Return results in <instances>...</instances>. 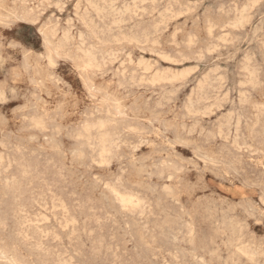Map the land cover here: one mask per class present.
<instances>
[{
    "label": "rangeland",
    "instance_id": "374dc122",
    "mask_svg": "<svg viewBox=\"0 0 264 264\" xmlns=\"http://www.w3.org/2000/svg\"><path fill=\"white\" fill-rule=\"evenodd\" d=\"M0 48V264L264 262V0H0Z\"/></svg>",
    "mask_w": 264,
    "mask_h": 264
},
{
    "label": "bare ground",
    "instance_id": "6f19581e",
    "mask_svg": "<svg viewBox=\"0 0 264 264\" xmlns=\"http://www.w3.org/2000/svg\"><path fill=\"white\" fill-rule=\"evenodd\" d=\"M42 1H44V0H42ZM88 1H89V0H88ZM151 1H152V0H151ZM21 2H22V1H21ZM144 2H145V1H144ZM147 2H148V1H147ZM194 2H195V1H194ZM57 3H58V2H57ZM233 3H235V2H233ZM24 4H25V3H24ZM109 4H110V3H109ZM172 4H173V3H172ZM245 4H246V3H245ZM254 4H255V3H254ZM134 5H135V4H134ZM64 6H65V5H64ZM92 6H93V5H92ZM97 6H98V5H97ZM245 6H246V5H245ZM25 7H26V6H25ZM77 7H78V6H77ZM95 7H96V6H95ZM99 7H100V6H99ZM171 7H172V6H171ZM179 7H180V6H179ZM186 7H187V6H186ZM233 7H235V6H233ZM105 8H106V7H105ZM125 8H126V7H125ZM221 8H222V7H221ZM41 9H42V8H41ZM90 9H91V8H90ZM90 9H89V10H90ZM99 9H100V8H99ZM116 9H117V8H116ZM108 10H109V9H108ZM125 10H126V9H125ZM137 10H138V9H137ZM137 10H136V11L133 10V11H135V12L137 13ZM168 10H169V9H168ZM221 10H222V9H221ZM129 11H130V10H129ZM133 11H130V16H131V13H133ZM155 11H156V10H155ZM169 11H170V10H169ZM172 11H173V10H172ZM185 11H186V10H185ZM185 11H184V12H185ZM228 11H229V10H228ZM135 12H134V13H135ZM158 12H159V11H158ZM184 12H183V13H184ZM226 12H227V11H226ZM244 12H245V11H244ZM14 13H15V12H14ZM38 13H39V11H38ZM124 13H125V12H124ZM144 13H145V12H144ZM164 13H165V12H164ZM166 13H167V12H166ZM166 13H165V15H166ZM185 13H186V12H185ZM18 14H19V13H18ZM22 14H23V13H22ZM29 14H30V13H29ZM231 14H232V13H231ZM5 15H6V14H5ZM23 15H24V14H23ZM75 15H76V14H75ZM90 15H91V14H90ZM108 15H109V14H108ZM116 15H117V14H116ZM116 15H115V16H116ZM123 15H124V14H123ZM132 15H133V14H132ZM137 15H138V14H137ZM137 15H136V16H137ZM144 15H145V14H144ZM239 15H240V13H239ZM246 15H247V14H246ZM1 16H3V15H1ZM10 16H11V15H10ZM77 16H78V15H77ZM109 16H110V15H109ZM119 16H120V15H119ZM130 16H129V17H130ZM134 16H135V15H134ZM52 17H53V16H52ZM87 17H88V16H87ZM101 17H102V16H101ZM138 17H139V16H138ZM162 17H163V16H162ZM176 17H177V16H176ZM179 17H180V16H179ZM238 17H239V16H238ZM89 18L91 19V17H89ZM139 18H140V17H139ZM163 18H164V17H163ZM247 18H248V16H247ZM17 19H18V18H17ZM121 19H123V18H121ZM136 19H137V18H136ZM136 19H135V21H136ZM161 19H162V18H161ZM164 19H165V18H164ZM242 19H243V18H242ZM8 20H9V19H8ZM37 20H38V19H37ZM67 20H68V19H67ZM75 20H76V19H75ZM81 20H82V19H81ZM162 20H163V19H162ZM233 20H234V19H233ZM237 20H239V19H237ZM245 20H246V19H245ZM30 21H31V20H30ZM57 21H58V20H57ZM90 21H92V20H90ZM98 21H99V20H98ZM113 21H114V20H113ZM160 21H161V20H160ZM164 21H165V20H164ZM229 21H230V20H229ZM239 21H240V20H239ZM88 22H89V21H88ZM104 22H105V21H104ZM104 22H103V23H104ZM136 22H137V21H136ZM162 22H163V21H162ZM165 22H166V21H165ZM231 22H232V21H231ZM240 22L242 23V21H240ZM244 22H245V21H244ZM247 22H248V21H247ZM112 23H113V22H112ZM114 23H115V22H114ZM157 23H158V22H157ZM163 23H164V22H163ZM232 23H233V22H232ZM7 24H8V23H7ZM63 24H64V23H63ZM86 24H87V22H86ZM86 24H85V26H86ZM119 24H120V23H119ZM154 24H155V23H154ZM154 24H153V26H154ZM158 24H159V23H158ZM158 24H157V25H158ZM161 24H162V23H161ZM242 24H243V23H242ZM247 24H248V23H247ZM109 25H110V24H109ZM111 25H112V24H111ZM138 25H139V24H138ZM141 25H142V24H141ZM157 25H156V26H157ZM159 25H160V24H159ZM162 25H164V24H162ZM229 26H230V25H229ZM229 26H226V27H229ZM149 27H150V26H149ZM240 27H241V26H240ZM96 28H97V27H96ZM100 28H101V27H100ZM105 28H106V27H105ZM105 28H104V29H105ZM111 28H112V27H111ZM123 28H124V27H123ZM134 28H135V27H134ZM137 28H139V27H137ZM157 28H158V27H157ZM5 29H6V28H5ZM117 29H118V28H117ZM151 29H152V28H151ZM207 29H208V28H207ZM212 29H213V28H212ZM212 29H211V30H212ZM132 30H133V29H132ZM156 30H157V29H156ZM79 31H80V30H79ZM93 31H94V30H93ZM93 31H92V32H93ZM99 31H100V30H99ZM143 31H144V30H143ZM154 31H155V29H154ZM175 31H176V30H175ZM178 31H179V30H178ZM207 31H208V30H207ZM234 31H235V30H234ZM56 32H57V31H56ZM97 32H98V31H97ZM135 32H136V31H135ZM161 32H162V31H161ZM51 33H52V32H51ZM54 33H55V32H54ZM131 33H132V32H131ZM146 33H147V32H146ZM146 33H145V34H146ZM156 33H157V32H156ZM156 33H155V34H156ZM207 33H208V32H207ZM210 33H212V32H210ZM65 34H66V33H65ZM94 34H95V33H94ZM101 34H102V33H101ZM135 34H136V33H135ZM208 34H209V33H208ZM48 35H49V34H48ZM136 35H137V34H136ZM136 35H135V36H136ZM227 35H228V34H227ZM107 36H108V35H107ZM141 36H142V35H141ZM145 36H146V35H145ZM145 36H144V37H145ZM149 36H150V35H149ZM44 37H45V36H44ZM48 37H49V36H48ZM65 37H66V35H65ZM67 37H68V36H67ZM69 37H70V36H69ZM102 37H103V36H102ZM125 37H126V36H125ZM128 37H129V35H128ZM138 37H139V36H138ZM150 37H151V36H150ZM217 37H219V36H217ZM223 37H224V36H223ZM72 38H74V37H72ZM132 38H133V36H132ZM44 39H45V38H44ZM49 39H50V38H49ZM98 39H99V38H98ZM130 39H131V38H130ZM134 39H135V38H134ZM143 39H144V38H143ZM147 39H148V38H147ZM151 39H152V38H151ZM158 39H159V38H158ZM221 39H222V38H221ZM224 39H225V38H224ZM47 40H48V39H47ZM50 40H51V39H50ZM58 40H59V39H58ZM67 40H68V39H67ZM69 40H70V39H69ZM114 40H115V39H114ZM128 40H129V39H128ZM140 40H142V39L138 38V41H140ZM255 40H256V39H255ZM48 41H49V40H48ZM52 41H53V40H52ZM70 41H71V40H70ZM72 41H73V40H72ZM82 41H83V40H82ZM117 41H118V40H117ZM138 41L136 40L137 43H141L143 40L140 41V42H138ZM174 41H175V40H174ZM227 41H228V40H227ZM68 42H69V41H68ZM105 42H106V41H105ZM130 42H131V41H130ZM134 42H135V40H134ZM147 42H149V41H147ZM175 42H176V41H175ZM45 43H46V42H45ZM49 43H50V42H49ZM51 43H52V42H51ZM55 43H57V42H55ZM55 43H54V44H55ZM62 43H64V42H62ZM83 43H84V42H83ZM88 43H89V42H88ZM113 43H114V41H113ZM119 43H120V42H119ZM143 43H145V42H143ZM152 43H153V42H152ZM188 43H189V42H188ZM190 43H191V42H190ZM212 43H213V42H212ZM216 43H217V42H216ZM227 43H228V42H227ZM69 44H70V43H69ZM84 44H85V43H84ZM115 44H116V43H115ZM192 44H193V43H192ZM60 45H61V44H60ZM63 45H64V44H63ZM63 45H62V46H63ZM67 45H68V44H67ZM67 45H66V46H67ZM95 45H96V44H95ZM44 46H45V45H44ZM54 46H55V45H54ZM54 46H52L53 49H54ZM100 46H101V45H100ZM174 46H175V45H174ZM262 46H263V45H262ZM48 47H49V46H48ZM48 47H47V48H48ZM64 47H65V45H64ZM81 47H82V46H81ZM61 48H62V47H61ZM89 48H90V47H89ZM0 49H1V48H0ZM53 49H52V50H53ZM58 49H59V48H58ZM62 49H64V48H62ZM66 49H67V48H65L64 50H66ZM79 49H80V48H79ZM93 49H94V48H93ZM218 49H219V48H218ZM64 50H63V51H64ZM81 50H82V49H81ZM90 50H91V49H90ZM90 50H89V51H90ZM121 50H122V49H121ZM141 50H142V49H141ZM212 50H213V49H212ZM58 51H59V50H58ZM58 51H57V54H59ZM77 51H78V50H77ZM79 51H80V50H79ZM87 51H88V50H87ZM89 51H88V52H89ZM92 51H93V50H91L90 52H92ZM114 51H115V50H114ZM49 52H50V51H49ZM52 52H53V51H52ZM65 52H66V51H65ZM85 52H86V51H85ZM93 52H94V51H93ZM95 52H96V51H95ZM117 52H118V51H117ZM122 52H123V51H122ZM129 52H130V51H129ZM164 52H165V51H164ZM62 53H63V52H62ZM62 53H61V54H62ZM66 53H68V52H66ZM80 53H83V52L80 51ZM107 53H109V52H107ZM178 53H179V52H178ZM207 53H208V52H207ZM217 53H218V52H217ZM37 54H38V53H37ZM50 54H51V53H50ZM77 54H78V53H77ZM85 54H86V53H85ZM96 54H98V52H96ZM105 54H106V53H105ZM109 54H110V53H109ZM126 54H127V53H126ZM155 54H156V53H155ZM165 54H166V53H165ZM165 54H164V55H165ZM167 54H168V53H167ZM252 54H253V53H252ZM25 55H26V54H25ZM91 55H92V54H91ZM103 55H104V54H103ZM110 55H111V54H110ZM35 56H36V55H35ZM85 56L88 57L87 55H85ZM92 56H93V55H92ZM105 56H106V55H105ZM105 56H104L103 58H105ZM212 56H213V55H212ZM52 57H54V56H52ZM90 57H91V56H90V54H89V58H90ZM202 57H203V56H202ZM48 58H50V56H49ZM56 58H58V57H56ZM77 58H78V57H77ZM89 58H88V61H89V60H93V59H91L92 57H91L90 59H89ZM93 58H94V57H93ZM95 58H96V56H95ZM98 58H100V57H98ZM103 58H102V59H103ZM252 58H253V57H252ZM51 59H52V58H51ZM81 59H82V58H81ZM86 59H87V58H86ZM102 59H101V61H100V60H98V61L102 62ZM127 59H128V58H127ZM163 59H164V58H163ZM170 59H171V57H170ZM254 59H255V58H254ZM49 60H50V59H49ZM84 60H85V58H84ZM103 60H104V59H103ZM106 60H107V59H106ZM106 60H105V61H106ZM111 60H112V59H111ZM113 60H114V59H113ZM166 60H167V59H166ZM252 60H253V59H252ZM82 61H83V60H82ZM149 61H150V60H149ZM163 61H164V60H163ZM179 61H180V60H179ZM70 62H71V61H70ZM121 62H122V61H121ZM144 62H145V61H144ZM183 62H184V61H183ZM95 63H96V62H95ZM124 63H125V62H124ZM140 63H141V62H140ZM153 63H154V62H153ZM176 63H177V62H176ZM82 64H83V63H82ZM90 64H91V63H90ZM96 64H97V63H96ZM120 64H121V63H120ZM154 64H155V63H154ZM158 64H159V63H158ZM158 64H157V65H158ZM196 64H197V63H196ZM83 65L85 66V64H83ZM83 65H82V67H84ZM92 65H94V63H92ZM136 65H137V64H136ZM144 65H145V64H144ZM149 65H152V64H148V66H149ZM250 65H251V64H250ZM88 66H89V65H88ZM105 66H106V65H105ZM126 66H127V65H126ZM138 66H140V65H138ZM146 66H147V65H146ZM146 66H145V67H146ZM96 67H97V65H96ZM131 67H132V66H131ZM142 67H143V66H142ZM149 67H150V66H149ZM74 68H75V67H74ZM112 69H113V68H112ZM117 69H118V68H117ZM117 69H116V70H117ZM155 69H156V68H155ZM172 69H173V68H172ZM191 69H192V68H191ZM131 70H132V69H131ZM131 70H130V71H131ZM147 70H148V69H147ZM237 70H238V69H237ZM242 70H243V69H242ZM118 71H119V70H118ZM160 71H161V70H160ZM167 71H168V70H167ZM172 71H173V70H172ZM183 71H184V70H183ZM255 71H256V70H255ZM83 72H84V71H83ZM98 72H99V71H98ZM137 72H138V71H137ZM143 72H144V71H143ZM151 72H152V71H151ZM180 72H181V71H180ZM188 72H189V71H188ZM134 73H135V72H134ZM167 73H168V72H167ZM167 73H166V74H167ZM173 73H174V72H172V74H173ZM122 74H123V73H122ZM129 74H130V73H129ZM164 74H165V73H164ZM168 74H169V73H168ZM175 74H176V72H175ZM238 74H239V73H238ZM247 74H248V73H247ZM253 74H254V73H253ZM14 75H15V74H14ZM25 75H26V73H25ZM112 75H113V74H112ZM154 75H155V74H154ZM162 75H163V73H162ZM182 75H183V74H182ZM201 75H202V74H201ZM214 75H216V74H214ZM251 75H252V73H251ZM254 75H255V74H254ZM133 76H134V75H133ZM139 76H140V75H139ZM144 76H145V75H144ZM163 76H164V75H163ZM165 76H166V75H165ZM188 76H189V75H188ZM252 76H253V75H252ZM18 77H19V76H18ZM174 77H175V76H174ZM176 77H177V75H176ZM241 77H242V76H241ZM77 78H78V77H77ZM87 78H88V77H87ZM87 78H86V79H87ZM102 78H103V77H102ZM151 78H152V77H151ZM180 78H181V77H180ZM180 78H179V79H180ZM242 78H243V77H242ZM250 78H251V77H250ZM255 78H256V77H255ZM170 79H171V78H170ZM245 79H246V78H245ZM57 80H58V79H57ZM139 80H140V79H139ZM143 80H144V79H143ZM163 80H164V79H163ZM172 80H173V79H172ZM174 80H175V79H174ZM255 80H256V79H255ZM90 81H91V80H90ZM168 81H169V80H168ZM179 81H180V80H179ZM186 81H187V80H186ZM164 82H165V81H164ZM175 82H176V81H175ZM222 82H223V81H222ZM135 83H136V82H135ZM158 83H159V82H158ZM242 84H243V83H242ZM253 84H254V83H253ZM89 85H90V83H89ZM91 85H92V84H91ZM97 85H98V84H97ZM97 85H96V86H97ZM109 85H110V84H109ZM119 85H120V84H119ZM153 85H154V83H153ZM197 85H198V84H197ZM7 86H8V85H7ZM171 87H172V86H171ZM216 87H217V86H216ZM219 87H220V86H219ZM36 88H37V87H36ZM43 88H44V87H43ZM64 88H65V87H64ZM104 88H105V87H104ZM182 88H183V87H182ZM25 89H26V88H25ZM94 89H95V88H94ZM107 89H108V88H107ZM137 90H138V89H137ZM219 90H220V89H219ZM232 90H234V88H233ZM238 91H239V90H238ZM238 91H237V92H238ZM23 92H24V91H23ZM105 92H106V89H105ZM159 93H160V92H159ZM107 94H108V93H107ZM204 94H205V93H204ZM29 96H30V95H29ZM45 96H46V95H45ZM240 96H241V95H240ZM247 96H248V95H247ZM126 97H127V96H126ZM162 97H163V96H162ZM207 97H208V96H207ZM214 97H215V96H214ZM248 97H249V96H248ZM4 98H5V97H4ZM186 98H187V97H186ZM210 98H212V97H210ZM222 98H223V97H222ZM206 99H207V98H206ZM256 99H257V98H256ZM88 100H89V99H88ZM105 100H106V99H105ZM147 100H148V99H147ZM211 100H212V99H211ZM224 100H225V99H224ZM226 101H227V100H226ZM251 101H252V100H251ZM188 102H189V101H188ZM258 102H259V101H258ZM167 103H168V102H167ZM181 104H182V103H181ZM54 105H55V104H54ZM222 105H223V103H222ZM263 106H264V105H263ZM53 107H54V106H53ZM213 107H215V106L213 105ZM216 107H217V106H216ZM110 108H111V107H110ZM162 108H163V107H162ZM162 108H161V109H162ZM239 108H240V107H239ZM139 110H140V109H139ZM202 110H203V109H202ZM251 110H252V109H251ZM253 110H254V109H253ZM233 111H234V110H233ZM188 112H189V111H188ZM196 112H197V111H196ZM198 112H199V111H198ZM226 112H227V111H226ZM138 113H139V112H138ZM182 113H183V112H182ZM205 113H206V112H205ZM224 113H225V112H224ZM183 114H184V113H183ZM193 114H194V113H193ZM209 114H210V113H209ZM227 114H228V113H227ZM204 115H205V114H204ZM208 116H211V115H208ZM225 116H226V115H225ZM32 117H33V116H32ZM128 117H129V116H128ZM234 117H235V116H234ZM234 117H233V118H234ZM19 118H20V117H19ZM25 118H26V116H25ZM228 118H229V117H228ZM241 118H242V117H241ZM180 119H181V118H180ZM186 119H187V118H186ZM243 119H244V118H243ZM24 120H25V119H24ZM100 120H101V119H100ZM191 120H192V119H191ZM209 121H210V119H209ZM219 121H220V120H219ZM262 121H263V120H262ZM190 122H191V121H190ZM223 122H224V121H223ZM233 122H234V121H233ZM43 123H44V122H43ZM99 123H102V121L99 122ZM103 123H104V126H103V127H105V123H108V122H107V120H106V121H104ZM109 123H110V122H109ZM112 123H113V122H112ZM217 123H218V122H217ZM96 124H97V126L99 125L98 123H96ZM110 124H111V123H110ZM220 124H221V123H220ZM102 125H103V124H102ZM176 125H177V123H176ZM77 126H78V125H77ZM97 126H95V127H97ZM100 126H101V125H100ZM106 126H107V125H106ZM194 126H195V125H194ZM217 126H218V125H217ZM231 126H232V124H231ZM85 127H86V126H85ZM98 127H99V126H98ZM103 127H102V128H103ZM232 127H233V126H232ZM92 128H93V126H92ZM92 128L90 127V129H92ZM113 128H114V126H113ZM234 128H235V127H234ZM87 129H88V127H87ZM90 129H89V130H90ZM114 129H115V128H114ZM131 129L133 130V127H132ZM136 129H137V128H136ZM188 129H189V128H188ZM225 129H226V128H225ZM261 129H262V127H261ZM85 130H86V128H85ZM112 130H113V129H112ZM212 130H213V129H212ZM237 130H238V129H237ZM87 131H88V130H87ZM102 131H103V130H102ZM102 131H101V132H102ZM106 131H107V129H106ZM106 131H104V133H101L100 135H102V134L109 135V131H110V129H109V131H108L107 134H106ZM122 131H123V130H122ZM125 131H126V130H125ZM133 131H135V130H133ZM184 131H185V130H184ZM219 131H220V130H219ZM230 131H231V130H230ZM112 132H113V131H112ZM197 133H198V132H197ZM258 133H259V132H258ZM258 133H257V134H258ZM88 134H90V131H89ZM98 134H99V133H98ZM111 134H112V133H111ZM113 134H114V132H113ZM113 134H112V137H114ZM138 134H139V133H138ZM227 134H228V133H227ZM252 134H253V133H252ZM81 135H82V134H81ZM86 135H87V134H86ZM90 135H91V134H90ZM100 135H97L96 137H100ZM105 135H104V136H105ZM228 135H229V134H228ZM238 135H239V134H238ZM84 136H85V134H84ZM88 136H89V135H88ZM88 136H86V137H88ZM104 136H103V137H104ZM196 136H198V135H196ZM226 136H227V135H226ZM262 136H263V135H262ZM4 137H5V136H4ZM105 137H106V136H105ZM109 137H110V136H107V139H109ZM112 137H111V140H112ZM143 137H144V136H143ZM205 137H206V136H205ZM224 137H225V136H224ZM232 137H233V136H232ZM45 138H46V137H45ZM84 138H85V137H84ZM89 138L91 139V137H89ZM94 138H95V137H94ZM132 138H133V137H132ZM228 138H229V137H228ZM90 139H89V140H90ZM95 139H96V138H95ZM95 139H93V141H94ZM100 139H101V138H100ZM102 139L104 140V138H102ZM105 139H106V138H105ZM118 139H119V138H118ZM183 139H184V138H183ZM255 139H256V138H255ZM257 139H258V138H257ZM259 139H260V138H259ZM86 140H88V139L86 138ZM111 140H110V141H111ZM113 140H114V138H113ZM133 140H134V139H133ZM105 141L108 142V140H105ZM231 141H232V140H231ZM98 142H99V139H98ZM148 142H149V141H148ZM89 143H90V142H89ZM99 143H102L101 140H100ZM103 143H104V142H103ZM103 143H102V145H103ZM114 143H115V142H114ZM218 143H219V142H218ZM259 143H260V142H259ZM105 144H106V142H105ZM108 144L111 145V143H109V142H108ZM108 144H107V146H108ZM115 144H116V143H115ZM115 144H114V145H115ZM122 144H123V143H122ZM146 144H147V143H146ZM110 145H109V146H110ZM112 145H113V144H112ZM262 145H263V144H262ZM85 146H86V145H85ZM89 146H90V145H89ZM104 146H106V145H104ZM104 146H101V148L104 147ZM248 146H249V145H248ZM91 147H92V146H91ZM239 147H240V145H239ZM95 148H96V147H95ZM110 148H111V151H112V150H113V149H112V146H110ZM223 148H224V147H223ZM243 148H244V147H243ZM102 149H103V148H102ZM102 149H101V150H102ZM105 149H106V148H105ZM225 149H226V148H225ZM251 149H252V148H251ZM51 150H52V149H51ZM101 150H100V151H101ZM234 150H235V149H234ZM241 150H242V149H241ZM237 151H238V150H237ZM117 152H118V151H117ZM221 152H222V151H221ZM104 153H105V152H104ZM107 153H108V149H107ZM226 153H227V152H226ZM99 154H100V153H99ZM101 154H103V153H101ZM242 154H243V153H242ZM0 155H1V154H0ZM103 155H104V154H103ZM106 155H107V154H106ZM181 155H182V154H181ZM218 155H219V154H218ZM227 155H228V154H227ZM100 156H101V155H100ZM116 157H117V156H116ZM116 157H115V158H116ZM212 157H213V156H212ZM258 157H259V156H258ZM101 158H104V157L101 156ZM234 158H235V157H234ZM248 158H249V157H248ZM255 158H256V157H255ZM106 159H107V158H106ZM106 159H105V160H106ZM176 159H177V158H176ZM190 159H191V158H190ZM199 159H200V158H199ZM101 160H102V159H101ZM110 160H111V159H110ZM119 160H120V159H119ZM203 160H204V159H203ZM249 160H250V159H249ZM257 160H258V159H257ZM92 161H93V160H92ZM103 161H104V160H103ZM106 161H107V160H106ZM176 161H177V160H176ZM7 162H8V161H7ZM45 162H46V161H45ZM203 162H204V161H203ZM109 163H110V162H109ZM46 164H47V163H46ZM211 164H212V162H211ZM11 165H12V164H11ZM98 165H99V164H98ZM100 165H101V164H100ZM103 166H104V165H103ZM8 167H9V166H8ZM8 167H7V168H8ZM87 167H88V166H87ZM176 167H177V166H176ZM167 168H168V167H167ZM172 168H173V167H172ZM247 168H248V167H247ZM4 169L6 170V168H4ZM29 169H30V167H29ZM170 169H171V168H170ZM184 169H185V168H184ZM202 169H203V168H202ZM26 170H27V169H26ZM188 170H189V169H188ZM7 171H8V170H7ZM175 171H176V170H175ZM23 172H24V170H23ZM26 172H27V171H26ZM118 172H119V171H118ZM162 172H163V171H162ZM200 172H201V171H200ZM4 173H5V172H4ZM7 173H8V172H7ZM60 173H61V172H60ZM171 173H172V172H171ZM261 173H262V172H261ZM26 174H29V173H26ZM41 174H42V173H41ZM161 174H162V173H161ZM182 174H183V173H182ZM7 175H8V174H7ZM21 175H22V174H21ZM23 175H24V174H23ZM43 175H44V174H43ZM48 175H49V174H48ZM163 175H164V174H163ZM248 175H249V174H248ZM25 176L27 177V175H25ZM25 176H24V177H25ZM130 176H131V175H130ZM154 176H155V175H154ZM5 177H6V176H5ZM10 177H11V176H10ZM10 177L7 178V179H11ZM66 177H67V176H66ZM125 177H126V176H125ZM17 178H18V177H17ZM20 178H21V177H20ZM22 178H23V177H22ZM31 178H32V177H31ZM120 178H121V177H120ZM148 178H149V177H148ZM172 178H173V177H172ZM255 178H256V177H255ZM255 178H254V179H255ZM4 179H5V178H4ZM13 179H14V178L12 177V180H13ZM15 179H16V178H15ZM173 179H174V178H173ZM178 179H179V178H178ZM262 179H263V178H262ZM119 180H120V179H119ZM258 180H259V179H258ZM8 181H9V180H8ZM14 181H16V180H14ZM63 181H64V180H63ZM122 181H123V180H122ZM9 182L11 183V181H9ZM16 182H17V181H16ZM55 182H56V181H55ZM101 182H102V181H101ZM14 183H15V182H14ZM14 183H12V184H14ZM21 183H22V182H21ZM105 183H106V182H105ZM110 183H111V182H110ZM118 183H119V182H118ZM179 183H180V182H179ZM12 184H11V185H12ZM16 184H17V183H16ZM22 184H23V183H22ZM231 184H232V183H231ZM4 185H5V184H4ZM11 185H10V186H11ZM18 185H19V182H18V184H17L16 187H18ZM55 185H56V184H55ZM156 185H157V184H156ZM168 185H169V184H168ZM6 186L9 187L8 185H6ZM104 186H105V184H104ZM11 187H12V186H11ZM47 187H48V185H47ZM116 187H117V186H116ZM122 187H123V186H122ZM18 188H20V187H18ZM56 188H57V187H56ZM81 188H82V187H81ZM112 188H113V189H112V190H113V193H117V191H116L117 188H116L115 190H114V187H112ZM165 188H167V187H165ZM139 189H140V188H139ZM163 189H164V187H163ZM177 189H178V188H177ZM11 190H12V189H11ZM15 190H16V188H15ZM126 190H127V189H126ZM114 191H115V192H114ZM121 191H122V190H121ZM257 191H258V190H257ZM19 192H20V189H19ZM123 192H124V191H123ZM129 192H130V191H129ZM161 192H162V191H161ZM167 192H168V191H167ZM118 193H120V191H119ZM118 193H117V196L119 195ZM122 194H124V193H122ZM125 194H126V193H125ZM130 194H131V193H130ZM164 194H165V193H164ZM169 194H170V193H169ZM13 195H14V194H13ZM16 195H18V193H17ZM19 195L21 196V194H19ZM128 195H129V194H128ZM29 196H30V195H29ZM117 196H115V197L117 198ZM120 196L122 197V195H119V197H120ZM124 196H125V195H124ZM166 196H167V195H166ZM128 197L130 198V196H128ZM184 197H186V196H184ZM16 198H19V197H16ZM131 198H132V195H131ZM131 198H130V199H131ZM133 198H137V197H133ZM32 199H33V198H32ZM118 199H119V198H118ZM130 199H127V198H123V197H122V199H120V200H121V204H122V202H123V203H126V205L129 204V203L131 204V200H130ZM137 199H138V198H137ZM262 199H263V198H262ZM29 200H31V199H29ZM33 200H34V199H33ZM50 200H51V199H50ZM120 200H119V201H120ZM133 200H134V199H133ZM139 200H140V199H139ZM139 200H138V201H139ZM141 200H142V199H141ZM169 200H170V199H169ZM260 200H261V199H260ZM263 200H264V199H263ZM12 201H13V200H12ZM27 201H28V200H27ZM15 202H16V201H15ZM15 202H14V204H15ZM21 202H22V201H21ZM46 202H47V201H46ZM136 202H137V201H136ZM139 202H140V201H139ZM173 202H174V201H173ZM261 202H262V201H261ZM149 203H150V202H149ZM16 204H17V203H16ZM31 204H32V203H31ZM37 204H38V203H37ZM51 204H52V203H51ZM130 204H129V206H131ZM137 204H138V203H136V205H137ZM139 204H140V203H139ZM141 204H142V203H141ZM141 204H140V205H141ZM150 204H151V203H150ZM18 205H20V203H19ZM18 205H17V206H18ZM99 205H100V204H99ZM123 205H124V204H123ZM132 205H133V204H132ZM182 205H183V204H182ZM121 206H122V205H121ZM20 207L22 208V206H20ZM122 207H123V206H122ZM127 207H128V206H127ZM127 207H126V208H127ZM133 207H134V206H133ZM133 207H130V208L133 209ZM142 207H143V206H142ZM21 208H20V209H21ZM24 208H25V206H24ZM24 208H22V210H24ZM81 208H82V207H81ZM135 208H136V207H135ZM135 208H134V209H135ZM7 209H8V208H7ZM16 209H17V208H16ZM20 209H19V212L21 211ZM45 209H46V208H45ZM128 209H129V208H128ZM134 209H133V210H134ZM139 209H140V208H139ZM14 210H15V209H14ZM17 210H18V209H17ZM65 210H66V209H65ZM15 211H16V210H15ZM60 211H61V210H60ZM180 211H181V210H180ZM188 211H189V210H188ZM13 212H14V211H13ZM21 212H22V211H21ZM23 212H24V211H23ZM55 212H56V211H55ZM14 213H15V212H14ZM139 213H140V212H139ZM24 214H27V213H24ZM51 214H52V213H51ZM105 214H106V213H105ZM17 215H19V214H17ZM20 215H21V214H20ZM122 215H123V214H122ZM34 216H35V215H34ZM54 216H55V215H54ZM57 216H58V215H57ZM145 216H146V215H145ZM23 217H24V216H23ZM40 217H41V216H40ZM42 217H43V216H42ZM47 217H48V216H47ZM109 217H110V216H109ZM24 218H25V217H24ZM49 218H50V217H49ZM112 218H113V217H112ZM184 218H185V217H184ZM188 218H189V217H188ZM257 218H258V217H257ZM18 219H20V218H18ZM25 219H26V218H25ZM27 219H29V218H27ZM139 219H140V218H139ZM255 219H256V217H255ZM54 220H55V219H53V221H54ZM60 220H61V219H60ZM20 221H22V220H20ZM39 221H40V220H39ZM24 222H26L25 224H27V220L24 221ZM66 222H67V221H66ZM109 222H110V221H109ZM259 222H260V221H259ZM21 223H22V222H21ZM29 223H30V222H29ZM35 223H36V222H35ZM46 223H47V221H46ZM55 223H56V222H55ZM93 223H94V222H93ZM107 223H108V222H107ZM257 223H258V222H257ZM23 224H24V223H23ZM25 224H24V225H25ZM36 224H37V223H36ZM82 224H83V223H82ZM38 225H39V224H38ZM187 225H188V224H187ZM29 226H30V224H29ZM35 226H36V225H35ZM192 226H193V225H192ZM21 227H22V224H21ZM36 227H37V226H36ZM36 227H35V228H36ZM71 227H72V226H71ZM95 227H96V226H95ZM25 228L27 229L28 226L26 225ZM96 228H97V227H96ZM23 229H24V228H23ZM38 229H40V228H38ZM34 230H35V229H34ZM106 230H107V229H106ZM110 230H111V229H110ZM152 230H153V229H152ZM22 231H23V230H22ZM37 231H38V230H37ZM185 231H186V230H185ZM187 231H188V230H187ZM189 231H190V230H189ZM63 232H64V231H63ZM113 232H114V231H113ZM192 232H193V231H192ZM38 233H40V232H38ZM42 233H43V232H42ZM76 233H77V232H76ZM228 233H229V232H228ZM24 234H25V233H24ZM53 234H54V233H53ZM40 235H41V234H40ZM88 235H89V234H88ZM184 235H185V234H184ZM187 236H188V235H187ZM190 236H191V235H190ZM25 237H27V236H25ZM37 237H38V236H37ZM41 237H42V235H41ZM46 237H47V236H46ZM108 237H109V236H108ZM66 238H67V237H66ZM24 239H25V238H24ZM24 239H23V240H24ZM31 239H32V237H31ZM45 239H46V238H45ZM56 239H58V238H56ZM88 239H89V238H88ZM88 239H87V240H88ZM87 240H86V241H87ZM261 240H262V239H261ZM26 241H27V240H26ZM30 241H31V240H30ZM38 241H39V243H41V242H40V238H39ZM36 242H37V241H36ZM108 242H109V241H108ZM79 243H80V242H79ZM84 243H85V242H84ZM88 243H89V242H88ZM36 244H38V243H36ZM65 244H66V243H65ZM130 244H131V243H130ZM38 245H39V244H38ZM186 245H187V244H186ZM260 245H261V244H260ZM45 246H46V245H45ZM109 246H110V245H109ZM132 246H133V245H132ZM28 247H29V246H28ZM43 247H44V245H43ZM86 247H87V246H86ZM244 247H245V246H244ZM250 247H251V246H250ZM259 247H260V246H259ZM38 248H39V247H38ZM40 248H41V247H40ZM40 248H39V249H40ZM189 248H190V247H189ZM191 248H192V247H191ZM236 248H237V247H235V249H236ZM246 248H247V247H246ZM238 249H239V248H238ZM251 249H252V248H251ZM11 250H12V249H11ZM33 250H34V249H33ZM80 250H81V249H80ZM241 250H242V249H241ZM241 250H240V251H241ZM249 250H250V249H248V251H249ZM5 251H6V250H5ZM46 251H47V250H46ZM85 251H86V250H85ZM245 251H246V249H245ZM252 251H254V250H252ZM36 253H37V252H36ZM97 254H98V253H97ZM97 254H96V255H97ZM243 254H244V252H243ZM208 255H209V254H208ZM259 255H260V254H259ZM48 256H49V255H48ZM53 256H54V255H53ZM205 256H206V255H205ZM58 257H59V256H58ZM117 257H118V256H117ZM245 257H246V256H245ZM47 258H48V257H47ZM94 258H95V257H94ZM169 258H170V257H169ZM246 258H247V257H246ZM103 259H104V258H103ZM165 259H166V258H165ZM253 259H254V258H253ZM70 260H71V259H70ZM56 261H57V260H56ZM56 261H55V262H56ZM90 261H91V260H90ZM16 262H17V261H16ZM123 262H124V261H123ZM250 262H251V261H250ZM8 263H9V262H8ZM18 263H19V262H18ZM59 263H60V262H59ZM75 263H76V262H75ZM101 263H103V262H100V264H101ZM263 263H264V262H263ZM263 263H262V264H263ZM62 264H64V262H63ZM71 264H72V263H71ZM92 264H94V263H92ZM106 264H107V263H106Z\"/></svg>",
    "mask_w": 264,
    "mask_h": 264
}]
</instances>
